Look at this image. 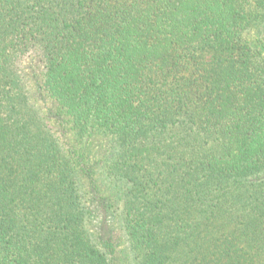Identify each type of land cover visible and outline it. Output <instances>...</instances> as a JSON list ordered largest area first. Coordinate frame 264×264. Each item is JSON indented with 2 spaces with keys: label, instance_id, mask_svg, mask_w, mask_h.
Here are the masks:
<instances>
[{
  "label": "trees",
  "instance_id": "16d2710c",
  "mask_svg": "<svg viewBox=\"0 0 264 264\" xmlns=\"http://www.w3.org/2000/svg\"><path fill=\"white\" fill-rule=\"evenodd\" d=\"M95 133L138 264H264V0H0V264H112L86 224Z\"/></svg>",
  "mask_w": 264,
  "mask_h": 264
},
{
  "label": "rangeland",
  "instance_id": "374dc122",
  "mask_svg": "<svg viewBox=\"0 0 264 264\" xmlns=\"http://www.w3.org/2000/svg\"><path fill=\"white\" fill-rule=\"evenodd\" d=\"M255 32L250 30L246 36L253 41L256 39ZM23 64L32 89L33 100L45 111L55 115L61 114L62 120L57 128L64 133L67 146L74 147L71 118L58 109V103L42 87L45 76L44 62L39 57L31 55L24 59ZM85 142L92 165L89 172L82 174L88 209L87 227L112 264H138L131 242L123 228V208L126 204L124 200L130 201L126 192L128 189H122V183L119 187L115 185L110 176H107V171L103 169L110 140L95 133L91 137H86ZM128 187L129 189L132 187L130 182Z\"/></svg>",
  "mask_w": 264,
  "mask_h": 264
}]
</instances>
